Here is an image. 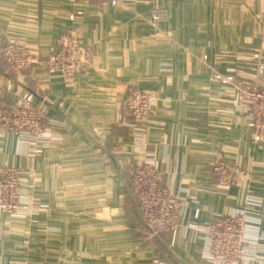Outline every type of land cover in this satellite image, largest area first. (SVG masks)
I'll list each match as a JSON object with an SVG mask.
<instances>
[{
	"label": "crops",
	"instance_id": "1",
	"mask_svg": "<svg viewBox=\"0 0 264 264\" xmlns=\"http://www.w3.org/2000/svg\"><path fill=\"white\" fill-rule=\"evenodd\" d=\"M75 28L94 51L85 73L13 74L0 54V97L9 83L33 91L50 128L0 136V166L20 170L22 206L35 209L11 221L0 211V264H215L194 227L245 206L264 248V129L237 89L264 65V0H0V48L16 39L47 55ZM135 85L152 95L140 124L124 104ZM148 157L181 203L179 225L159 237L129 190L131 164ZM219 159L247 183L220 191Z\"/></svg>",
	"mask_w": 264,
	"mask_h": 264
},
{
	"label": "built area",
	"instance_id": "2",
	"mask_svg": "<svg viewBox=\"0 0 264 264\" xmlns=\"http://www.w3.org/2000/svg\"><path fill=\"white\" fill-rule=\"evenodd\" d=\"M73 3L86 0H70ZM118 5L119 0H110ZM82 12L73 14L72 19ZM164 10H156L152 19L160 22L165 18ZM3 60L15 74H23L29 69L42 67L50 73L75 76L87 72L93 63L94 51L83 38L80 29L60 35L54 48L47 55L33 53L27 44L9 39L0 48ZM231 82L233 77H219ZM239 98L248 108L251 124L259 130L264 129V65L256 70L251 82H237ZM2 93L9 98L0 97V136L16 134L32 140L46 136L50 128L45 124L43 108L35 103V93L31 90L20 91L9 83ZM1 93V94H2ZM125 107L140 124L149 115L152 95L135 85L126 98ZM44 152V147L34 149L36 155ZM131 186L140 203L141 214L152 236L165 234L179 225L180 201L171 191L160 184L162 171L154 158H146L131 164ZM212 178L224 192L230 188L243 186L249 180L248 173L235 163L223 159L215 161ZM20 171L14 166H0V209L9 216L24 209L19 191ZM256 201V202H255ZM260 201V200H259ZM249 198L247 205L258 204ZM28 205V204H27ZM28 206H26L27 208ZM247 206L236 209L212 222L206 229L194 227L206 243V256L215 264H242L256 260L264 251L259 242L256 225L252 222Z\"/></svg>",
	"mask_w": 264,
	"mask_h": 264
},
{
	"label": "rangeland",
	"instance_id": "3",
	"mask_svg": "<svg viewBox=\"0 0 264 264\" xmlns=\"http://www.w3.org/2000/svg\"><path fill=\"white\" fill-rule=\"evenodd\" d=\"M152 108V107H151ZM20 171V170H19ZM239 187V186H238ZM19 191H20V195H21V198L23 197V194L21 193V175H20V181H19ZM173 195V194H172ZM176 198V197H175ZM28 207L27 208H25V209H21V210H19L18 212H15V213H13L11 216H9L8 214H7V212L6 211H4V210H2V209H0V211H3L4 212V215H5V217H6V220H8V221H11V220H13L15 217H17V216H20V217H22V215H26V216H28L29 214H30V212L31 211H34L35 209H34V207H33V205H31V203H28ZM227 215V214H226ZM214 222V221H213ZM256 226H257V224H256ZM258 227V226H257ZM148 234H150V231L148 232ZM150 236H152L151 234H150ZM152 237H154V236H152ZM258 259V258H257ZM256 261V260H255ZM260 260H258V262H259ZM257 262V261H256Z\"/></svg>",
	"mask_w": 264,
	"mask_h": 264
},
{
	"label": "trees",
	"instance_id": "4",
	"mask_svg": "<svg viewBox=\"0 0 264 264\" xmlns=\"http://www.w3.org/2000/svg\"><path fill=\"white\" fill-rule=\"evenodd\" d=\"M8 65V64H7ZM9 66V65H8ZM13 73V72H12ZM14 74V73H13ZM129 190L131 191V196H133L134 198H135V200L138 202V205H139V208H140V203H139V201H138V198H137V196L135 195V193H134V191H133V189H132V186H131V180H130V186H129ZM140 211H141V209H140ZM145 224H146V222H145ZM147 225V224H146ZM148 226V225H147ZM149 228V227H148ZM159 236H161V235H158V236H154V237H159Z\"/></svg>",
	"mask_w": 264,
	"mask_h": 264
},
{
	"label": "water",
	"instance_id": "5",
	"mask_svg": "<svg viewBox=\"0 0 264 264\" xmlns=\"http://www.w3.org/2000/svg\"><path fill=\"white\" fill-rule=\"evenodd\" d=\"M131 193V192H130Z\"/></svg>",
	"mask_w": 264,
	"mask_h": 264
}]
</instances>
